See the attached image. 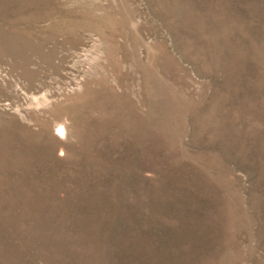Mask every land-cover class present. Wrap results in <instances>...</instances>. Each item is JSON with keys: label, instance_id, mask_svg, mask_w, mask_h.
<instances>
[{"label": "rangeland", "instance_id": "rangeland-1", "mask_svg": "<svg viewBox=\"0 0 264 264\" xmlns=\"http://www.w3.org/2000/svg\"><path fill=\"white\" fill-rule=\"evenodd\" d=\"M0 264H264V0H0Z\"/></svg>", "mask_w": 264, "mask_h": 264}, {"label": "bare ground", "instance_id": "bare-ground-1", "mask_svg": "<svg viewBox=\"0 0 264 264\" xmlns=\"http://www.w3.org/2000/svg\"><path fill=\"white\" fill-rule=\"evenodd\" d=\"M60 130H61V131H64V127H63V126H61V127H60Z\"/></svg>", "mask_w": 264, "mask_h": 264}]
</instances>
